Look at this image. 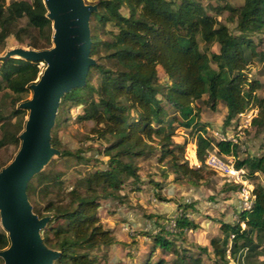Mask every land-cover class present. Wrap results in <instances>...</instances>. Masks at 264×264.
Listing matches in <instances>:
<instances>
[{"label": "trees", "instance_id": "1", "mask_svg": "<svg viewBox=\"0 0 264 264\" xmlns=\"http://www.w3.org/2000/svg\"><path fill=\"white\" fill-rule=\"evenodd\" d=\"M86 3L96 5L89 18L94 63L84 85L72 88L61 98L50 140L60 160L52 157L31 177L26 189L32 211L40 218L49 217L41 235L48 248L59 252L52 264H97L101 259L97 251L119 242L103 223L99 209L103 201L127 196L122 193L127 180L131 179L129 191L139 187L142 178L138 159L156 154L174 180L199 186L206 180L208 169L212 170L206 162L212 150L225 155L237 153L238 144L233 140L210 137L198 101L213 111L222 103L226 109L224 126L235 121L237 127L239 115L257 107L259 112L252 124L256 132H264L263 82L251 74V67L258 62L257 70L264 75V50L260 48L264 42V0H244L240 6L223 4L220 11L228 9L235 16L234 30L211 14L201 0ZM48 12L44 0H0V52L10 35L38 51L52 48L54 29ZM215 43L218 51H211ZM40 64L22 57L0 58V149L11 143L21 147L20 134L26 123L16 122L12 116L24 113L21 103L41 75ZM160 67L167 77L163 83L159 82ZM10 107L13 109L6 115L3 110ZM74 107L79 108L80 122L93 121L91 131L106 142L103 153L108 159L63 192L65 171L59 163L66 157L86 160L83 150L64 147L57 134L63 116ZM178 127L194 137L200 166H191L186 160V140L182 144L174 141ZM192 156L196 160L195 153ZM235 166L248 169L250 176L264 173V154L238 159ZM166 172H162L165 177ZM228 183L234 190L241 186ZM51 193L54 198L49 197ZM254 194L253 206L241 207L237 219L220 220L221 235L210 239L211 252L221 264H228L231 258L240 261L244 256L261 255L264 186L256 184ZM39 198L46 199L43 207L38 205ZM171 221L175 226L168 231H174L176 237L197 227L186 215ZM10 244L9 233L0 230V251ZM153 247L173 251L174 264L187 260V250H177L163 227L153 235ZM201 249L208 251L206 247ZM188 257L200 262L199 258ZM0 264H4L2 257Z\"/></svg>", "mask_w": 264, "mask_h": 264}, {"label": "rangeland", "instance_id": "2", "mask_svg": "<svg viewBox=\"0 0 264 264\" xmlns=\"http://www.w3.org/2000/svg\"><path fill=\"white\" fill-rule=\"evenodd\" d=\"M84 1V0H83ZM93 2L94 0H86ZM207 10L215 15L223 23H226L231 30L235 29V16L230 10L224 9L220 11L221 6L228 2L235 6L243 4L244 0H201ZM10 2V0H7ZM223 9V8H222ZM112 27L111 24L108 25ZM27 42V41H26ZM20 43L13 35L6 38L5 49L0 52V58L7 53H16L18 58L19 49H29L27 43ZM218 44L211 46V51H218ZM260 48L264 49V42ZM42 72L40 78L48 66L46 62L40 64ZM258 62L251 67L252 76L259 77L263 82L264 75L257 70ZM39 78V79H40ZM167 77L163 69L159 68V82L163 83ZM263 91H260L262 95ZM34 91L31 90L26 100H31ZM203 107V117L207 119L209 135L214 140L220 139L219 136L224 134L238 144L237 153L226 155L229 161L236 163V160L245 158L252 154H264V132H256V127L251 123H245L247 116L239 117L238 125L242 122V129L235 127V121L230 122L228 126H224L223 119L226 113L225 106L220 103L217 110L205 108L202 101H198ZM24 108V113L13 115L12 118L16 122L26 121L30 117L31 110ZM13 108L4 109L7 115ZM254 116L259 112L257 107L253 108ZM80 113L79 108L74 107L67 114L57 128V134L62 141L64 147L72 150H83L86 160L73 157H66V161L59 163V168L65 171L63 175L64 191L71 190L74 183L84 176L86 173L94 170L99 166H103L108 157L103 153L104 140L97 139L92 133L94 126L93 121L80 122L77 118ZM252 117V116H251ZM253 120V119H252ZM250 122V121H249ZM248 124V125H247ZM186 140L185 158L191 166H200L197 158L196 142L189 130L178 127L174 141L182 144ZM20 146L17 144H8L0 149V167L9 163L18 153ZM215 151V150H212ZM211 151V152H212ZM196 155L194 160L192 154ZM55 160H60L58 155L53 156ZM140 166V176L142 178L137 189L129 191L132 186L131 179L127 180L122 193H127L122 199L103 201L99 209V213L103 223L111 228L115 233L119 242L107 249L97 251L101 258L97 264H158L160 260H164L163 264H174L176 255L171 250H163L160 247H153V235L159 231V227H163L168 238L177 246V250L185 248L187 254L200 259V262L187 260L184 264H221L216 260L211 252L210 239L214 236L221 235L220 220L237 219V213L241 208V198L239 189H231L233 186L227 181V178L221 174L209 170L207 178L199 186L190 184L188 181H176L167 165L159 162L156 154L138 159ZM167 170L165 177L162 172ZM244 178L248 183L255 187L256 184L264 186V173L256 172L254 176L249 175L248 169H244ZM160 183L161 186H157ZM128 187V188H127ZM162 196L159 198L158 194ZM54 193L49 197L54 198ZM38 205L43 207L45 198H39ZM186 203L189 207L183 208ZM179 215H186L193 220L197 227L187 229L182 236L176 237L175 232L168 231L173 227L171 219ZM45 229V228H44ZM43 229V230H44ZM0 230L4 227L0 221ZM150 232V235L147 234ZM201 247L208 248L205 252ZM106 254V255H105ZM230 254V253H229ZM264 264V244L261 249V255L250 258L244 256L240 261L233 258L228 264Z\"/></svg>", "mask_w": 264, "mask_h": 264}, {"label": "water", "instance_id": "3", "mask_svg": "<svg viewBox=\"0 0 264 264\" xmlns=\"http://www.w3.org/2000/svg\"><path fill=\"white\" fill-rule=\"evenodd\" d=\"M53 21V47L19 49L18 56L46 62L41 78L32 84L34 96L21 103L31 110L20 134L21 147L15 158L0 171V215L11 244L0 251L4 264H52L59 255L48 248L41 235L49 217H38L28 200L27 185L58 152L51 146L61 98L72 88L84 85L94 59L90 56V14L96 5L84 0H44ZM56 30V31H55ZM16 57V53L4 55Z\"/></svg>", "mask_w": 264, "mask_h": 264}, {"label": "built area", "instance_id": "4", "mask_svg": "<svg viewBox=\"0 0 264 264\" xmlns=\"http://www.w3.org/2000/svg\"><path fill=\"white\" fill-rule=\"evenodd\" d=\"M253 108L239 115L240 117L247 116L245 123L249 124L252 122V119L254 116V113L252 112ZM243 126H244V123L242 122L241 124L238 125V129H242ZM219 138L220 139H231L230 137H226L224 134H221ZM206 162L208 166L215 173L225 176L227 178V181L241 185L239 187L241 207L244 209H250L253 206L256 196L254 194V187H252L248 183V181L244 178V175H243L244 168H237L235 166V163H233L232 161H229L228 157L225 154L218 153L216 149L215 151H212L208 154ZM172 222H173V225L175 226V222L174 221ZM242 225L245 226L244 223Z\"/></svg>", "mask_w": 264, "mask_h": 264}, {"label": "crops", "instance_id": "5", "mask_svg": "<svg viewBox=\"0 0 264 264\" xmlns=\"http://www.w3.org/2000/svg\"><path fill=\"white\" fill-rule=\"evenodd\" d=\"M263 37H264V35H263ZM264 50V49H263ZM204 115V114H203ZM203 119L205 120V121H208L207 119H205L204 117H203Z\"/></svg>", "mask_w": 264, "mask_h": 264}, {"label": "bare ground", "instance_id": "6", "mask_svg": "<svg viewBox=\"0 0 264 264\" xmlns=\"http://www.w3.org/2000/svg\"><path fill=\"white\" fill-rule=\"evenodd\" d=\"M56 31V30H55Z\"/></svg>", "mask_w": 264, "mask_h": 264}]
</instances>
